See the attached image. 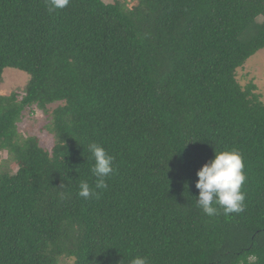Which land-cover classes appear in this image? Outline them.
<instances>
[{"label": "trees", "instance_id": "obj_1", "mask_svg": "<svg viewBox=\"0 0 264 264\" xmlns=\"http://www.w3.org/2000/svg\"><path fill=\"white\" fill-rule=\"evenodd\" d=\"M136 1L0 0V86L29 75L0 94V264H264V101L237 79L264 0ZM52 104L48 151L18 123ZM90 143L114 157L103 190ZM215 150L242 156L241 213L196 206Z\"/></svg>", "mask_w": 264, "mask_h": 264}, {"label": "clouds", "instance_id": "obj_2", "mask_svg": "<svg viewBox=\"0 0 264 264\" xmlns=\"http://www.w3.org/2000/svg\"><path fill=\"white\" fill-rule=\"evenodd\" d=\"M70 0H48V11L50 13L63 10ZM88 151L94 160L92 167L96 179V189L107 187L106 178L114 174V157L104 147L97 143H90ZM198 182L196 188L199 190L196 206L207 216L212 217L222 209L225 216L233 213H241L245 209L246 194L242 186L246 182L244 174V162L241 154L236 150H225L217 152L213 160L206 163L197 172ZM62 186V185H61ZM78 195L89 199L97 195L87 182L82 181L79 185ZM131 264H149L146 257L137 256L132 259Z\"/></svg>", "mask_w": 264, "mask_h": 264}, {"label": "rangeland", "instance_id": "obj_3", "mask_svg": "<svg viewBox=\"0 0 264 264\" xmlns=\"http://www.w3.org/2000/svg\"><path fill=\"white\" fill-rule=\"evenodd\" d=\"M111 4L117 0H104ZM125 1V0H121ZM130 6H134L136 0H126ZM237 79L243 86L251 81L257 85V92L261 95L264 101V49L251 57L244 66L237 69ZM29 75L19 70L8 68L3 74V83L0 86L1 95H9L12 92L22 93L27 85ZM60 104H52L48 107L47 113L34 107L32 110L27 109L18 123V130L24 137H37L40 145L50 151L55 145V135L51 133L47 127L51 123V113ZM7 160L6 153H0V163ZM61 264H74L73 260H64Z\"/></svg>", "mask_w": 264, "mask_h": 264}]
</instances>
